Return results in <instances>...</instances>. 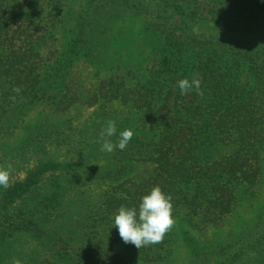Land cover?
I'll return each mask as SVG.
<instances>
[{"label":"trees","instance_id":"16d2710c","mask_svg":"<svg viewBox=\"0 0 264 264\" xmlns=\"http://www.w3.org/2000/svg\"><path fill=\"white\" fill-rule=\"evenodd\" d=\"M73 2L0 0V166L20 173L0 187V264H164L178 234L187 264H264V206L221 245L175 223L161 243L137 249L114 227L118 208L138 207L154 186L171 195L174 220L198 231L257 197L264 0H81L75 10ZM127 15L142 22L143 48L134 63L109 69L112 25ZM78 61L109 73L85 86L73 74ZM194 77L203 96L181 95L177 81ZM34 105L67 117L38 123L19 145L3 142L16 111ZM109 120L113 143L134 133L123 151L100 150ZM144 164L150 173L137 174Z\"/></svg>","mask_w":264,"mask_h":264},{"label":"rangeland","instance_id":"374dc122","mask_svg":"<svg viewBox=\"0 0 264 264\" xmlns=\"http://www.w3.org/2000/svg\"><path fill=\"white\" fill-rule=\"evenodd\" d=\"M79 0H74L71 7L75 10L79 4ZM142 22L139 18L134 16H124L117 20L112 25V32H114L113 41L111 45L107 48L109 53L110 62L112 66H107V68H112L116 70L121 66V61L129 59L128 62L134 63L136 61V55L143 48V32L141 33ZM57 36L49 40L47 46L53 47L52 49L60 48V39L62 36L61 28L59 29ZM134 54V55H133ZM132 56V58H131ZM131 59V60H130ZM97 67H92L86 62L78 61L73 67V74L78 79L79 82L88 85L91 82H95L98 77H104L108 75L109 71L107 69L101 70L99 76L95 73L98 71ZM117 72H122L117 70ZM246 78H242V82H245ZM17 115L11 119L14 121L15 127L11 128L12 134L10 137L3 140L7 142V145H19L25 138H27L30 131L34 130L38 123H52L53 121L61 120L67 117V115L62 114H52L44 106L34 105L32 107H25V109H20L16 111ZM85 114H90L86 112ZM11 125V123H10ZM12 127V125H11ZM20 160V158H18ZM137 174L148 175L151 171L150 165H142L136 168ZM17 176L20 173H15L11 169L10 178ZM22 174V173H21ZM99 191V188H95L94 192ZM258 195L254 201L251 202L250 206L243 205L236 210V212L230 216L226 217L218 223L207 225L204 230L198 231L192 228L188 223L182 220H175V223L185 227L192 237L199 239L201 242L206 244L221 245L227 243L237 238L252 222V216H254V210L259 207L264 206V184L258 188ZM171 255L169 260L164 264H187L190 259L189 249L186 247L181 235L178 234V239L174 241L172 245Z\"/></svg>","mask_w":264,"mask_h":264},{"label":"clouds","instance_id":"9594fccd","mask_svg":"<svg viewBox=\"0 0 264 264\" xmlns=\"http://www.w3.org/2000/svg\"><path fill=\"white\" fill-rule=\"evenodd\" d=\"M193 32L198 34V29L193 28ZM177 87L181 95H187L195 90L197 95L203 96L199 77H194L191 81L187 78L179 79ZM12 91L19 94L20 88L14 86ZM10 99L15 101L16 97ZM106 125L102 127L97 141L101 143L100 150L106 153H112L116 149L125 150L134 135L133 131L124 129L119 133L117 142L113 143L109 138L116 134L115 121L109 120ZM11 167L10 164L7 167L0 166V187L5 190L11 186L9 182ZM171 201L170 194H165L159 186H154L140 198L138 207L120 206L114 214V227L118 230L121 240L137 249L161 243L175 224ZM15 264L20 262L15 261Z\"/></svg>","mask_w":264,"mask_h":264}]
</instances>
